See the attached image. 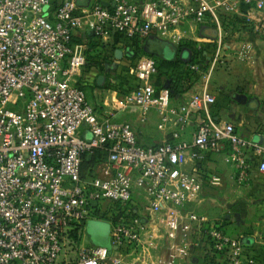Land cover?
<instances>
[{
    "label": "built area",
    "instance_id": "built-area-1",
    "mask_svg": "<svg viewBox=\"0 0 264 264\" xmlns=\"http://www.w3.org/2000/svg\"><path fill=\"white\" fill-rule=\"evenodd\" d=\"M263 10L264 0H93L84 8L75 0H0V264H118L123 251L151 245L158 227L165 249L158 264H259L247 236L232 234L223 214L187 207L204 187L222 183L209 172V155L221 156L238 187L249 183L248 161L261 152L257 170L264 172V147L215 113L208 90L223 62L219 16L249 22ZM207 23L216 26V45L203 51L207 61L183 63L194 80L205 79L182 102L171 101L168 84L155 85L153 57L119 68L128 76L122 103L141 124L157 111L159 142L143 144L131 123L95 110L83 87L85 30L100 44L119 38L114 56L120 50L122 58L135 40L155 35L175 45L194 41L192 56L201 44L189 35ZM235 57L251 60L250 45ZM87 155L95 162L84 165ZM90 221L108 223L109 245L86 242ZM250 237L264 247V232Z\"/></svg>",
    "mask_w": 264,
    "mask_h": 264
},
{
    "label": "rangeland",
    "instance_id": "rangeland-1",
    "mask_svg": "<svg viewBox=\"0 0 264 264\" xmlns=\"http://www.w3.org/2000/svg\"><path fill=\"white\" fill-rule=\"evenodd\" d=\"M240 20V17L236 14L219 16L221 39L222 44L224 45V47L221 48V53L223 54V62H217L215 64V67L212 71L210 84L213 89L217 90V92L219 93L218 96L221 98L224 97V91H226L225 88L231 87L233 89L235 86H239L237 84H240V82H236V80H233V82H229L232 77L231 75H227V71L233 70L237 73L239 72V70H247L248 68L253 67L260 66L259 68H264V65L260 62L259 64L257 62L255 64L252 58L249 61H241L235 57V53L238 51L239 46L242 44H249L251 49V57L254 56L253 52L255 43L253 42V40H248V38L240 34ZM198 29L204 31L201 33L202 36L206 35V33L209 35V43H212V45H216L215 42L217 39V31L215 25H213L212 23L198 24ZM149 42L153 43V47H148ZM196 42H198V40H196ZM167 45L170 46L172 50H176V48L173 47V45L169 44L166 39L156 35L151 36L144 39L143 44L139 43L138 48L136 49L135 53L131 55V57H125L122 59L116 58L113 55L114 51L106 46L96 44L86 50L87 61L83 68L82 75L85 82L84 88L86 90L87 98L94 106L95 110L101 115L113 113L115 116L114 119H116L117 121H129L130 123L134 122V119L138 117V112L133 108L124 106L121 100V96L125 92V88L123 86L124 84L128 83V80L126 79L128 76L127 73L125 74V72H120L119 68L121 66L126 68L132 65L134 59L140 56H150L153 58L162 57V48ZM157 49H159V52ZM183 50L184 49L182 48L181 50L177 51V57L182 58L185 62L189 59L188 55L184 58L181 56V52ZM165 52L167 53V48L165 49ZM210 52L211 48L209 46V53ZM210 61L211 60H209V66ZM206 67L207 65L203 64L200 70H204ZM99 75H103L104 78H106L105 81L101 84L96 83V79ZM234 76L235 78L237 77L236 75ZM153 80H156V76L153 78ZM246 80H248V84L252 83L249 78ZM129 110H134V112H132L134 115L133 118H129L127 116V114H129ZM124 114L126 115L124 116ZM218 158L217 162L215 161V165H213V172L220 176L222 183L217 187H204L200 198L196 202L190 203L187 209L202 214H208L209 210L213 208V206H219L220 208L222 207V210H226L230 207V205L235 204L234 200L237 199V196L242 197L246 193H251L250 188L247 190L244 189V191H242L241 193L237 192L238 188L234 187L236 182L230 176H227V169L225 167V164L222 159H220V157ZM261 184L262 185L260 187L253 188L254 190H252L251 198H248L249 200H246L241 208V211L245 213L244 220L245 222L251 224L250 227H252V222H254V219H252V216L249 217L248 214L252 215L253 211H258L257 207L261 204L262 201H264V183ZM138 205H141V202L138 201ZM99 222L108 225V223L104 221H98V223ZM243 226H245L243 228H248L247 225ZM228 229L232 234H238L239 232L243 231L236 227H230ZM86 230L88 234V237L86 236L85 238L86 242H88L89 238L94 244L102 245V243L92 240L90 235L92 233L89 232L90 230H88V223ZM97 233L98 229L97 231H95L96 236ZM161 234L162 228L158 227L156 230V235L152 239L153 243L151 245L146 244L145 248H139L138 250L134 251L132 255H127L128 252L123 251L121 262L118 264H158L157 259L161 256H164L165 253V249L163 247L164 239L162 238ZM106 244L109 245V243H107V236Z\"/></svg>",
    "mask_w": 264,
    "mask_h": 264
},
{
    "label": "crops",
    "instance_id": "crops-1",
    "mask_svg": "<svg viewBox=\"0 0 264 264\" xmlns=\"http://www.w3.org/2000/svg\"><path fill=\"white\" fill-rule=\"evenodd\" d=\"M62 1L63 0H51V5L56 6ZM75 1L80 8H84L87 7L93 0H75ZM100 1L106 3L110 0H100ZM137 1L143 3L145 0H137ZM244 8L247 10L246 7H243V9ZM240 19H241L239 23L240 34L248 38V40H253V42L255 43L254 52H253L254 56L252 57V59L254 60L255 64L256 62L258 64L260 62L261 64L264 65V10L260 12L252 13L251 20L249 22L242 19V17H240ZM183 29H186V26L183 27ZM190 30L192 32L194 30V27L191 26ZM198 31L190 34L196 40H198L200 44H206L207 42H209V35L206 33V35H203L204 36L203 37L201 33L204 31H202L201 29L200 30L198 29ZM85 33L86 36H90L88 30H85ZM139 43L143 44L144 40L139 41ZM148 44L147 45L149 48H151V46L153 45L152 42L151 43L149 42ZM171 45H173V47L175 48L178 46L175 44H171ZM133 46H131L128 50H126L123 53L125 57L129 58L131 57V55H133V53L131 52ZM185 47L187 46L185 45ZM166 48H167V53L165 52ZM162 49H163L162 50L163 57L165 58L174 57V51L170 46L167 45ZM157 50L159 52V49ZM181 54L183 58L187 57L188 55V59H189L191 57V49L187 48V51L185 52L182 51ZM208 54H209V50H208ZM208 59L209 56L206 57L205 61H207ZM203 64H206V62H203ZM259 67L248 68L247 70H242V71L239 70V72L237 73L233 70L227 71V75H231L232 77V79L229 80V82H233V80H236V82H240V84H237L239 86H235L233 89L231 87L225 88L226 91H224L225 94L224 97L222 98L218 96L219 93L217 92L216 89H213V87L210 84V80L212 76L211 73L210 79L208 80V90L211 93H213L216 97V104L214 106L215 113L221 119L232 122L235 125L236 132L242 138L247 140L253 139L257 141L260 144L259 151H261V149L264 147V68L261 69ZM234 75H236L237 77L235 78ZM248 78L251 80L252 83L250 84L247 83L248 80L246 79ZM204 79L205 78L200 75V77L194 80V82L188 84L183 88H180L178 93L171 96V101L174 104H178L183 100H185L186 98H188L190 95L200 92ZM132 112H134V110H129L128 112L129 114H127L129 118L134 117ZM125 115L126 114H124V116ZM134 120L135 121L131 122V124L135 127V129L138 130L140 141L143 144H155L163 138L164 132L159 131L155 128V124L158 120V113L155 109H152L150 111L145 123L141 124L139 121V117H137ZM262 154L263 153L261 152L260 156H262ZM260 156L254 157L253 159H250L248 161V163L251 164L249 183L241 187L240 186L238 187L236 185L234 186L238 188L237 189L238 193H241L242 191H244V189L247 190L249 188L251 193L249 192V194H247L245 192L246 194L243 195L242 197L237 196V199L235 198L236 200H234L235 204L230 205V207L227 208L226 210H222V207L220 208L219 206H213V208L209 210L208 214L219 212L220 214H223V217L226 221V226L228 228L236 227L238 229L243 230L238 234L237 233L234 234L246 235L247 237L244 240L245 246L249 251H253L257 254L259 258V264H264V254H262L264 253L263 251L264 247L255 243L253 241V238L250 237L252 236V234L256 232L257 233L264 232V201H262L261 204L257 207L258 211L256 210L253 211L252 215L248 214L249 217L252 216L253 217L252 219H254V222H252V227H250L251 224L245 222L244 220L245 213L241 211L242 205L246 202V200H249L248 198H251L252 190H254L253 188L260 187L262 185L261 183H264V172L261 173L258 172L257 170V166L261 158ZM218 157H220L221 159L220 155L218 156L209 155V160L206 161L207 166H209V172L214 171L213 165H215V161L217 162V160L219 159ZM225 167L227 169V176L231 177V173H232L231 168L228 165H225ZM227 214L230 215L229 218H226ZM243 225H247L248 228H243L245 227Z\"/></svg>",
    "mask_w": 264,
    "mask_h": 264
},
{
    "label": "trees",
    "instance_id": "trees-1",
    "mask_svg": "<svg viewBox=\"0 0 264 264\" xmlns=\"http://www.w3.org/2000/svg\"><path fill=\"white\" fill-rule=\"evenodd\" d=\"M82 39H83L82 35L79 37L78 36L75 37V41H77V42H82ZM118 39L119 38L115 37L111 44H100V41L98 39H96L95 37L86 36V41H87L89 48L91 46L98 44L101 46H106V47L112 49L113 51L115 50L114 44H116L118 42ZM184 45L188 46L187 48L194 51L195 50L194 46L196 45V43L194 41L183 42V43L180 42L178 44V46L176 47V50H173L174 51V57L165 58L162 56V57H155L154 58L156 63H157V73L155 75L156 80L154 81V83L158 87L165 85V84H168L171 96L178 93L179 89L184 84H186L187 81L188 82L194 81V77L191 75V73L188 70H184V68H183L184 60L180 57H177V54H178L177 51L184 48ZM211 45H212V43L201 44V51L200 52L199 51L193 52V54L191 56V60L197 61V62L204 61L206 54L203 55V51L205 50L206 52H208L209 46H210L211 51H212L214 48V44L212 46ZM130 46H133V48L131 49V52L134 54L136 49L139 46V41L135 40ZM113 55H114V52H113ZM83 87H84V85H83ZM96 157H97L96 155H87L85 158V161H84V165L95 162Z\"/></svg>",
    "mask_w": 264,
    "mask_h": 264
},
{
    "label": "water",
    "instance_id": "water-1",
    "mask_svg": "<svg viewBox=\"0 0 264 264\" xmlns=\"http://www.w3.org/2000/svg\"><path fill=\"white\" fill-rule=\"evenodd\" d=\"M122 56V52L120 50H116L115 51V57L116 58H121ZM104 81V76L103 75H99L96 79V83L97 84H101ZM230 215L227 214L226 218H229ZM98 229V233L97 236L95 235V231H97ZM88 230H90L89 232H91V238L93 241L95 242H100L102 244L106 243V236L108 234V230H109V226L105 223H98V221H90L88 222Z\"/></svg>",
    "mask_w": 264,
    "mask_h": 264
}]
</instances>
